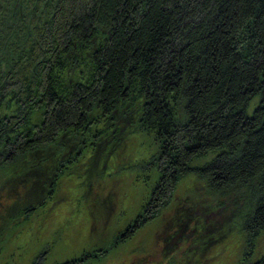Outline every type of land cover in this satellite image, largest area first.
Instances as JSON below:
<instances>
[{"label": "trees", "instance_id": "16d2710c", "mask_svg": "<svg viewBox=\"0 0 264 264\" xmlns=\"http://www.w3.org/2000/svg\"><path fill=\"white\" fill-rule=\"evenodd\" d=\"M3 49L0 113L15 107L0 116V233L53 196L89 134H99V156L118 149L129 124L155 134L166 160L152 211L213 149L194 170L209 195L239 200L216 230L209 211L178 212L167 255L189 242L182 264L206 256L236 217L256 235L264 229V0H0Z\"/></svg>", "mask_w": 264, "mask_h": 264}, {"label": "rangeland", "instance_id": "374dc122", "mask_svg": "<svg viewBox=\"0 0 264 264\" xmlns=\"http://www.w3.org/2000/svg\"><path fill=\"white\" fill-rule=\"evenodd\" d=\"M5 38L2 43H7ZM2 52L1 73L8 70L11 56L8 49ZM258 100V97L252 100L249 111ZM14 107L15 104L11 109L5 107L0 116L11 113ZM94 115L98 119L96 123L107 130L109 124L104 114L97 111ZM33 119L31 116L30 122ZM121 135L117 150L107 154L102 151L99 156L93 149L94 138L99 134L92 132L84 139L88 145L83 146L79 158L64 169L53 196L37 206L30 217L19 218L8 231L0 233V264H63L84 255L77 264H182L189 242L167 255L168 240L173 235L170 230L178 212L187 208L195 214L209 211L206 217L214 222L209 225L217 227L214 230L233 215L230 207L233 209L239 200L209 195L206 182L194 170L195 166L211 161L217 149L194 158L190 170L180 173L171 198L152 211L153 187L162 173L160 165L166 163L160 142L155 134L136 125H127ZM207 204L212 208L202 206ZM217 204L224 206L218 208ZM145 215L154 216L141 221L134 235L120 240L122 232L137 217L143 219ZM250 230L239 217L233 222L228 220L222 242L212 247L206 256L192 253L187 263L244 264L263 258L264 229L257 235Z\"/></svg>", "mask_w": 264, "mask_h": 264}]
</instances>
